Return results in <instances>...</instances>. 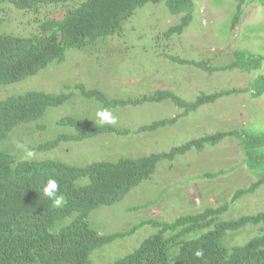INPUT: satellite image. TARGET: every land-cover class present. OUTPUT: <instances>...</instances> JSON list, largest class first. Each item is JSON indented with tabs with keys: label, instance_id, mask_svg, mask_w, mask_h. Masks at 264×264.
Wrapping results in <instances>:
<instances>
[{
	"label": "trees",
	"instance_id": "1",
	"mask_svg": "<svg viewBox=\"0 0 264 264\" xmlns=\"http://www.w3.org/2000/svg\"><path fill=\"white\" fill-rule=\"evenodd\" d=\"M161 1L0 0V19L12 18L14 14L8 16L10 10L15 13L26 11L24 14L37 11L41 17L46 15L37 24L21 25L23 28L18 32L23 30L24 36L0 33V85L21 82L53 63H63L69 50H82L115 36L138 8ZM196 1L167 0L172 14H182L179 23L165 33L167 37L182 34L192 23ZM242 2L240 0L237 5L238 11ZM48 6H60L62 10L48 16L47 12L41 11ZM238 11L224 23V29L230 31L233 28ZM3 23L0 20V27ZM167 56L208 73L238 69L255 76L247 87L203 91L193 101L160 88L146 96L116 98L97 87L90 89L82 82L64 83V90L58 93L31 90L0 100V142L10 138L19 128L43 119L50 109L68 103L77 89L83 97L96 100L104 109L137 107L145 101H171L183 110L176 118L141 126L136 133L173 126L180 117L188 116L203 105L214 104L225 96L249 93L258 98L264 94V53L234 49L231 61L221 65ZM57 124L71 131L57 133L52 139L39 143L35 151L53 150L65 142L134 132L124 126L101 125L97 119L70 114L59 118ZM228 137L239 140L248 168L259 177L251 188L239 189L231 200L194 214H182L171 222L146 221L145 226L153 224L157 231L130 253L112 262L99 263L91 258L96 250L136 232V228H132L126 232L102 234L89 222L93 211L123 200L156 174L160 161L173 160L176 154L191 150L201 151ZM13 159L10 151L0 149V264H264V211L230 220L223 218L232 203L264 184V130L260 128L215 130L174 146L168 153L124 156L116 161H93L85 165L51 159L13 163ZM217 175L210 174L211 177ZM50 178L59 185L57 195L63 199L60 206L42 194ZM83 178H89V181L78 184ZM258 224L263 227L250 240L243 244L233 243L239 231L247 225L255 228ZM197 250L203 251L202 257L195 256Z\"/></svg>",
	"mask_w": 264,
	"mask_h": 264
},
{
	"label": "rangeland",
	"instance_id": "2",
	"mask_svg": "<svg viewBox=\"0 0 264 264\" xmlns=\"http://www.w3.org/2000/svg\"><path fill=\"white\" fill-rule=\"evenodd\" d=\"M239 1L197 0L192 23L182 34L168 37L165 33L179 23L182 14H172L167 0L147 3L136 10L115 36L82 50H69L66 61L53 63L21 82L0 85V100L31 90L58 93L64 90V83L76 82H82L90 89L97 87L116 98L146 96L160 88L188 101H193L203 91L247 87L255 75L238 69L208 73L167 56L221 65L231 61L234 49L264 53V0H243L238 11ZM61 10L60 6L41 9L48 16ZM236 11L239 16L233 28L230 31L224 29V23ZM19 12L23 14L22 19V14L13 10L8 12V16L14 14L12 18L1 17L4 23L0 33L24 36L23 30L18 32L23 28L21 25L37 24L46 16H39L37 11L32 14ZM73 94L62 107L50 109L43 119L19 128L10 138L0 142V149L12 153L13 163L22 160L21 146L32 149L35 152L32 159L35 160L51 159L85 165L93 161H116L124 156L168 153L174 146L215 130L231 131L243 127L264 130V94L258 98L249 93L225 96L214 104L203 105L188 116L180 117L173 126L136 133L141 126L176 118L183 112L171 101H145L137 107L108 109L116 117V126L134 131L130 134L98 136L65 142L49 151H35L39 143L52 139L59 132L71 131L57 124L59 118L70 114L97 119V111L104 109L96 100L83 97L78 89ZM244 159L239 140L228 137L201 151L191 150L176 154L173 160L160 161L151 179L133 189L120 202L102 206L91 213L90 224L102 234L136 228L132 235L96 250L91 258L99 263L112 262L130 253L157 231L153 224L145 226L146 221L171 222L182 214H194L231 200L239 189L251 188L259 177L248 168ZM221 171L224 173H219ZM209 173L218 175L211 177ZM88 181L89 178H83L77 183ZM135 207L140 208L132 211ZM262 211L264 184L232 203L223 218L230 220ZM262 227V224L255 228L247 225L234 237L233 243L247 242Z\"/></svg>",
	"mask_w": 264,
	"mask_h": 264
},
{
	"label": "clouds",
	"instance_id": "3",
	"mask_svg": "<svg viewBox=\"0 0 264 264\" xmlns=\"http://www.w3.org/2000/svg\"><path fill=\"white\" fill-rule=\"evenodd\" d=\"M96 116H97L98 122L101 125H111V124L116 123V117L108 109L97 111ZM21 147L23 151V155L21 158L23 161L27 162V161H30L32 158H34L35 152L32 149L28 148L27 146H21ZM58 191H59V185L57 181L50 178L48 179L47 183L44 185L42 189V194L45 198L52 200L56 206H60L63 203V199L62 197H59L57 195ZM195 256L202 257L203 251L197 250L195 252Z\"/></svg>",
	"mask_w": 264,
	"mask_h": 264
}]
</instances>
